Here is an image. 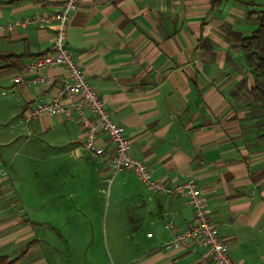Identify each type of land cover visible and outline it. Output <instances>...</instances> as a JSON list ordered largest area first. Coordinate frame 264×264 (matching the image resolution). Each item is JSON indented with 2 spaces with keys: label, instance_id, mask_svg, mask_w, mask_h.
Listing matches in <instances>:
<instances>
[{
  "label": "crops",
  "instance_id": "obj_1",
  "mask_svg": "<svg viewBox=\"0 0 264 264\" xmlns=\"http://www.w3.org/2000/svg\"><path fill=\"white\" fill-rule=\"evenodd\" d=\"M77 2L68 22L66 47L111 117L122 126L133 156L146 163L154 178L171 184L193 177L231 256L239 264H264V141L255 123L259 112L254 119L251 116L252 108L259 106L252 95L253 75L239 48L240 38L252 30L241 0ZM59 9L60 0L0 3L4 27L0 31V83L9 88L8 98L15 99L22 118L5 130L1 146L11 144L18 129L28 136L39 134L36 145L53 151L49 152L51 170L70 178L88 176L99 184L112 183L120 171L111 178V146L107 145L98 162L82 148L83 131L76 122L47 114L29 121L23 117L31 102L50 100L67 73L55 65L42 72L57 78L50 85L25 81L14 85L15 76H29L24 66L30 60L50 51L55 26L7 25ZM4 160L0 150V192L12 187L3 178ZM121 171L138 182L137 192L143 193L135 196L139 207L146 209L150 225L160 224L164 229L156 234L151 249L123 264H211L198 241L177 250L164 247L192 221L185 197L153 193L130 170ZM127 186L125 174L116 192ZM17 204V200L9 202L16 214ZM23 220L0 225V249L9 240L16 245L34 242L24 263L42 238ZM167 223L171 228H165ZM2 251L12 258L21 254ZM35 259L28 263L50 264L41 255Z\"/></svg>",
  "mask_w": 264,
  "mask_h": 264
},
{
  "label": "rangeland",
  "instance_id": "obj_2",
  "mask_svg": "<svg viewBox=\"0 0 264 264\" xmlns=\"http://www.w3.org/2000/svg\"><path fill=\"white\" fill-rule=\"evenodd\" d=\"M9 94V88L1 82L0 146L1 142L5 143L4 132L9 125L22 120L18 104L14 98H8ZM40 139L39 134L28 136L26 131L18 129L12 143L0 147L5 159L3 178L12 186L0 192V225H10L22 218L42 238L40 245L28 253V261L22 264L36 260V255L43 256L50 264H123L151 249L156 234L164 229L160 224L150 225L144 213L146 209L139 207L135 194L143 192H137L140 186L133 176L120 171L112 183L101 181L100 184L88 176L70 178L64 172L51 170L49 152L53 151L36 145ZM125 174L128 186L116 192ZM14 200L19 205L17 214L9 208V202ZM28 242L16 245L9 240L2 250L8 249L11 255L22 253Z\"/></svg>",
  "mask_w": 264,
  "mask_h": 264
},
{
  "label": "built area",
  "instance_id": "obj_3",
  "mask_svg": "<svg viewBox=\"0 0 264 264\" xmlns=\"http://www.w3.org/2000/svg\"><path fill=\"white\" fill-rule=\"evenodd\" d=\"M77 4V0H60V9L55 12L35 13L7 25V28L30 23L55 26L50 51L30 60L24 66L29 76L25 79L21 75L15 76L14 85L23 81L33 85H50L57 78L46 76L42 72L55 65L62 66L67 73V78L62 80L50 100H37L28 104L23 111L24 120L29 121L40 114H47L60 120L74 121L83 131L82 148L96 161L99 162L104 156L107 145L112 147L108 156L111 178L121 170H130L153 193L185 197L187 206L193 212L192 221L187 228L175 232L171 240L164 244L165 248L177 250L185 243L198 241L206 248L211 264H239L219 236L217 224L210 218L205 197L196 180L189 177L171 184L167 180L154 178L146 163L133 156L131 141L124 134L122 126L111 117L105 102L66 47L68 22ZM3 28L0 25V31ZM101 136H104V142ZM171 226V223L165 224V228Z\"/></svg>",
  "mask_w": 264,
  "mask_h": 264
},
{
  "label": "trees",
  "instance_id": "obj_4",
  "mask_svg": "<svg viewBox=\"0 0 264 264\" xmlns=\"http://www.w3.org/2000/svg\"><path fill=\"white\" fill-rule=\"evenodd\" d=\"M17 1V0H8ZM260 1V0H259ZM3 0H0V3ZM246 7L245 16L252 24V30L246 36L240 38L239 48L242 51L245 61L253 75L254 86L252 88L253 100L259 102L257 108H252L251 116L259 112L257 122L261 129L260 138L264 141V2H253V0H241ZM248 6L255 8L248 9ZM254 119V116H253ZM32 241L27 244L24 252L16 257L0 255V264H22L25 254L33 246Z\"/></svg>",
  "mask_w": 264,
  "mask_h": 264
}]
</instances>
